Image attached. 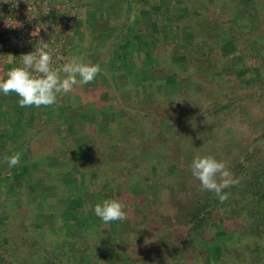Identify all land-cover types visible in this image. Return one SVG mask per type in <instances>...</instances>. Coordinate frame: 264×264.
<instances>
[{"label":"rangeland","instance_id":"rangeland-1","mask_svg":"<svg viewBox=\"0 0 264 264\" xmlns=\"http://www.w3.org/2000/svg\"><path fill=\"white\" fill-rule=\"evenodd\" d=\"M71 1L76 12L71 14L66 5L64 18L71 26L66 63L82 56L86 63L100 65L101 72L50 107L22 108L15 93L0 92V137L8 139L5 146L0 143V156L16 150L20 137L35 135L23 146L17 166H0L5 188L0 193V264L20 262L18 246L2 233L9 222L5 211L21 214V224L32 227L40 241L33 249L89 235L88 242L80 243L88 258L74 256V264H129L154 251L163 264H194L186 247L172 251L186 214V176L200 186L190 170L194 158L211 155L228 165L259 135L264 100L245 98L229 110L212 111L229 94L249 92L238 87L259 64V56L255 53L253 63L245 60L247 66L239 67V51L225 40L216 56L232 65L211 70L206 60L188 62V45H204L206 37L216 36L220 22L228 24L231 14L222 11L221 0ZM234 1L238 16H247L246 25H252L254 0ZM205 22L208 32L195 27ZM166 122L178 125L174 135L164 132ZM148 133L153 135L138 164L144 171L126 184L120 173L124 148ZM154 159L163 170L157 175L160 184L148 175L150 167L156 172ZM22 185L26 194L20 193ZM121 186L126 188L120 191ZM160 190L161 195L156 193ZM105 199L122 202L127 219L106 224L86 209ZM110 232L115 239L106 235ZM209 250L214 254L212 246Z\"/></svg>","mask_w":264,"mask_h":264},{"label":"trees","instance_id":"trees-1","mask_svg":"<svg viewBox=\"0 0 264 264\" xmlns=\"http://www.w3.org/2000/svg\"><path fill=\"white\" fill-rule=\"evenodd\" d=\"M221 1L222 11L231 14L228 24L225 21L220 22L219 30L216 29V36L206 37L204 45H194V47L188 45V62L194 64L197 59L198 61L206 60L211 70H213L212 67H217V64L218 66L220 64L232 65L229 64V60L228 62L222 58L220 60V57L216 56L219 55L217 50L221 49V43L228 40L240 53L242 63L239 67L247 66L244 64L245 60H250L253 63V59L256 57L255 53L259 56V64H253L254 67L243 75L244 81L238 87L239 91L248 90L249 92L244 95L229 94V98L216 102L212 108V111L216 113L229 110L235 104H240L245 98L257 102L264 100V0H254L256 20L252 21V25H246L248 23L247 16H238L237 4L234 0H228L231 3ZM197 25L207 32L210 30V26H206V22L204 25L198 23L195 27ZM260 119L259 135L254 142L246 146L245 149H240L227 165L234 177L239 179L238 184L224 190L230 193L227 201L220 203L214 193L202 191L191 176H186L188 179V183L186 182V214L182 215L183 217L181 216L179 220L180 231L174 239L172 251L181 248V246L186 247V257L193 256L194 264H264V114ZM21 122L17 123V126L21 125ZM164 126L166 129L164 132L168 136H172L178 125L166 122ZM152 135L148 133L139 140L138 144L127 145L124 148L127 151V157L120 173L121 179H125L126 184L139 178L138 176L141 174H138L139 171H144L139 166L144 156L142 149ZM34 137L33 134L20 137L16 150H10L0 156L2 158L0 166L6 164L3 159L5 155L11 156L17 152L24 155L23 146ZM0 140L4 146L8 141L7 137L3 136L0 137ZM33 155L36 156V153ZM157 161L154 159L152 165V167L156 165V172L152 173L150 167L148 175L160 184V177L157 175L162 168L158 167ZM157 168L160 170L157 171ZM43 171L46 172V168L42 170V175ZM22 177L24 176L22 175ZM28 178L30 181V177ZM175 186L171 187L172 190L175 189ZM123 188L126 187L121 186L120 191H123ZM21 189L20 193L26 194L27 189L23 185ZM3 192H5V188L1 183L0 193L3 194ZM161 192L160 190L156 193L161 195ZM21 199L20 195V201ZM140 199L138 198V200ZM5 215L9 222L7 230L2 233L5 232L6 234L3 236H6L8 241H12L13 245L18 246L16 255L17 260L20 261L18 264H32L31 257L35 255H38V258L36 257L34 260L35 264H74V256L80 259L87 256L86 250L81 249L80 243L81 240L88 242L89 235L83 234L77 240L66 237L60 245L51 246L45 250H42L40 246L38 249H33L40 241L36 239L32 227L26 228L24 224H21V214H17L15 217L5 211ZM106 235L115 239V233L110 232ZM71 241L73 244H70ZM203 243L206 244L208 250L202 246ZM211 246L214 254L209 252ZM40 252L42 253L41 258ZM94 253H97L95 249ZM154 253L156 252H150L143 259L131 261L129 264H163L160 260L155 259ZM9 263H13L12 259ZM186 264L190 263L186 260Z\"/></svg>","mask_w":264,"mask_h":264},{"label":"clouds","instance_id":"clouds-1","mask_svg":"<svg viewBox=\"0 0 264 264\" xmlns=\"http://www.w3.org/2000/svg\"><path fill=\"white\" fill-rule=\"evenodd\" d=\"M38 43L35 51L20 56L21 66L11 68L7 78L0 80V92L4 95L15 93L22 108L53 106L59 96L93 82L101 72L100 65L86 63L82 56H73L67 63L53 67V50L49 43L42 39ZM20 158V153L3 157L9 167L17 166ZM190 170L199 181L201 190L214 193L220 203L227 201L230 195L224 190L239 183L227 165L211 155L194 158ZM86 209H91L106 224L127 219L125 205L117 199H105L94 206L86 205Z\"/></svg>","mask_w":264,"mask_h":264},{"label":"built area","instance_id":"built-area-1","mask_svg":"<svg viewBox=\"0 0 264 264\" xmlns=\"http://www.w3.org/2000/svg\"><path fill=\"white\" fill-rule=\"evenodd\" d=\"M70 1L0 0V80L7 78L11 68L21 66L20 56L35 51L41 39L53 50V67L66 63L71 26L64 18L65 8L69 6L73 15L76 12Z\"/></svg>","mask_w":264,"mask_h":264}]
</instances>
